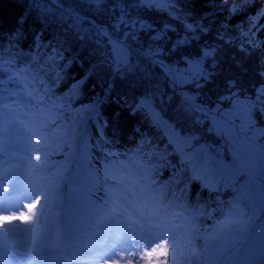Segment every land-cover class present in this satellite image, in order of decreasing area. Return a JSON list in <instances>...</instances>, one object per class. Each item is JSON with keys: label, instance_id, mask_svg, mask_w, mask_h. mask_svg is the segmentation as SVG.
<instances>
[{"label": "snow or ice", "instance_id": "1", "mask_svg": "<svg viewBox=\"0 0 264 264\" xmlns=\"http://www.w3.org/2000/svg\"><path fill=\"white\" fill-rule=\"evenodd\" d=\"M88 2L76 0L73 5L64 6L58 4V0H39V3L32 0V9L48 27L34 33L28 42L21 28L7 37H0V150L6 141L23 136L25 120L21 115L25 118L31 115L39 127H46L54 109L74 110L78 126L59 142L64 147L75 142L74 167L67 168L66 174L61 172L60 176L65 181L70 180L67 184L70 196L82 212L91 216L93 226L109 224L103 237L95 233L93 239L75 248L72 254L83 258L77 264H173V259L164 258L171 255L164 236L172 225L166 218L165 201L175 174L172 164L164 163L168 157L177 153L199 155L203 165L219 177V183L225 184L226 190H230L243 189L248 184L245 160L252 146L264 151V0H219L221 5L228 6L226 18L209 21L208 27L203 22L186 23L187 32L192 35L175 40L170 35V31H175L170 25L157 30L155 25L136 20L125 24L123 16L120 23L97 20L81 11ZM166 2L175 3V0ZM91 3L99 8L105 0H91ZM205 3L209 8L203 18L217 17L216 0H205ZM240 15L244 16L243 21L233 23V17ZM176 18L173 15V19ZM230 27L237 28L244 41L239 50L258 60L260 70L256 75L259 81L251 86L252 96L240 100L236 81L229 80L227 94L213 101L205 98L201 89L214 74L219 50L216 46L206 45L198 57H183V65L170 62L169 58L201 35L207 36L214 29L220 33ZM133 31L137 34L132 35ZM69 34L75 44L71 50L66 39ZM217 38L224 41L223 35L218 34ZM224 42L231 44L232 40ZM81 51L89 63L84 73L76 78L70 70L79 63ZM105 66L111 76L130 78L145 85L144 93L136 98L131 108L144 116L163 147L155 143L153 137L140 134L135 147L126 150L131 156L115 151V142L105 133L107 121H102L96 110L99 102L76 106L89 78ZM241 67L247 75L243 65ZM111 88L112 84L105 81L103 94L107 95ZM165 106L174 108L180 119L168 116ZM86 114L96 121L94 138L86 128L80 127ZM185 122L215 137L214 146L200 144L199 135L181 127ZM24 138L30 141L31 136ZM39 143L37 140L36 144ZM229 143L231 149L225 147ZM47 155L46 152L45 162ZM116 156L123 157L127 164L115 161ZM35 159L39 161L41 157L37 155ZM116 164L124 173L120 178L116 175ZM165 168H172V172L166 178L157 179ZM10 175V171L0 175V264H39L35 225H20L32 224L33 209L42 201L38 196L14 195L16 186ZM202 179L193 175L191 196L198 195L201 190L204 195L219 192L218 186L208 187L197 182ZM109 181L115 183L109 184ZM47 199L45 195L44 202ZM21 200L31 202L21 204ZM120 208L123 210L117 212ZM40 211L43 215V209ZM114 216L123 222L122 229L111 226ZM141 220L148 226L145 227ZM134 224L139 227H133ZM21 236L31 240L27 249L9 243ZM60 264L73 262L61 258Z\"/></svg>", "mask_w": 264, "mask_h": 264}, {"label": "trees", "instance_id": "2", "mask_svg": "<svg viewBox=\"0 0 264 264\" xmlns=\"http://www.w3.org/2000/svg\"><path fill=\"white\" fill-rule=\"evenodd\" d=\"M39 3V0H35ZM76 3V0H58V4L70 6ZM174 11H176V19H173L166 12L158 11L155 9L147 8L137 4L136 0H105L103 6L97 8L89 0L87 7H82V12H87L90 16H95L97 20H103L105 23L111 24L113 21H119L121 16L124 20L131 22L136 20L144 22L145 24L155 25L157 30L161 29L164 25H170V35L173 40L178 37H184L191 33L187 32L185 21L192 24L203 22L206 27L209 26V21H215L218 18H226L229 15L227 5H221L219 0H216V7L214 11L218 13L217 17H209L204 19V13L208 11L209 6L205 0H175ZM221 9H224L221 11ZM21 19L23 23L21 24ZM244 16L233 17L232 22L237 23L243 21ZM245 22V27H246ZM48 27L41 18H38V13L32 9V0H0V37H7L10 33L14 32L17 28H21L28 42L31 40L34 33L40 32ZM135 31L132 35H136ZM199 34V33H197ZM218 34L224 36V41L232 40V43H226L219 40ZM119 35V34H117ZM67 43L70 48H75L73 37L69 34L67 36ZM146 40V37H142ZM240 36V31L235 27H230L226 31L218 33L217 30H211L207 36L201 35L198 40H193L190 46L181 49L179 52L173 54L169 59L170 62L179 63L183 65V57H198L201 49L206 45L216 46L219 50L216 55V66L214 74L211 79L204 85L201 92L205 98H211L213 101L221 94H227V82L229 80L236 81V87L240 92L238 98H245L252 96V85L259 81L256 73L259 69V62L254 58H249L245 53L239 50L240 45L243 43ZM247 47V45H245ZM106 51V50H105ZM136 52V49H133ZM80 61L75 63L70 70V74L79 78L88 67V57L80 52ZM83 65V67H81ZM246 69L247 75H244L242 70ZM105 81L112 84V88L107 95L103 94L102 86ZM61 88L64 85L60 86ZM145 91L143 83L133 82L130 78L121 79L118 76H111L107 66L102 67L97 75L89 78L88 82L84 85L83 95L76 102V106L81 104H88L94 101L100 103V113L103 117L102 121H107L105 133L109 139L115 142L113 145L116 147L114 150L125 155L131 156V152L126 150L133 149L140 134H145L149 138L153 137L154 142L160 144L158 137L154 130L148 125L144 116L139 112H134L131 105L135 102L136 98L142 95ZM127 101V104L124 101ZM165 113L170 117L180 119L176 110L172 107L165 106ZM73 110L68 109H54L51 119H48L47 126L45 127L44 134L49 137V129L56 123L70 117ZM47 118V117H46ZM167 118V117H165ZM264 119V118H262ZM186 132H190L201 137L200 144H208L214 146L215 137L209 136L203 128H195L190 122L181 124ZM88 130L90 135L94 138L96 135V127L89 122ZM47 140V137H45ZM39 144H42L40 142ZM224 144V141H221ZM226 147V145H225ZM189 150V149H188ZM95 155V153H93ZM110 159H112L110 157ZM115 161H121L127 164V161L121 156H116ZM182 158L180 153L168 157V161L175 168V174L172 178V184L167 193V200L165 201L166 210H171L176 213L183 206L185 214L178 217V220H186L190 216L196 228L201 230L210 228L216 221L224 215V210L229 208L226 200L232 198L231 190H221L218 193L209 192L207 195L203 194V190L196 195L191 196L190 191L193 187L192 176L189 172L188 165L185 161L181 162ZM98 167L99 164H96ZM115 168L119 170V165L116 164ZM172 172V168H165L161 170V174L157 179L166 178L167 174ZM124 173L120 171L122 177ZM199 182V181H197ZM229 191L231 193H229ZM211 196V204L208 205V198ZM184 201V202H183ZM183 202V204H182ZM207 207H209L207 209ZM173 216V214H169ZM187 246V245H186Z\"/></svg>", "mask_w": 264, "mask_h": 264}, {"label": "rangeland", "instance_id": "3", "mask_svg": "<svg viewBox=\"0 0 264 264\" xmlns=\"http://www.w3.org/2000/svg\"><path fill=\"white\" fill-rule=\"evenodd\" d=\"M136 2L141 6H146L150 9L152 8L158 11L166 12L171 17H173V15L176 16L174 5L172 3L166 2V0H136ZM116 23H120V20L116 21ZM124 23L127 24L129 22L124 20ZM184 23L186 25V23L190 22L185 21ZM239 99L243 100L244 98ZM21 119L25 120V125L22 127L23 136L18 137L16 140L6 141L3 145L7 153L5 156L0 154V175H4L10 171L11 179V176L13 175L12 168L15 166H12L11 168L10 164L11 160L14 158L15 162L17 161L19 163V169L24 173L29 174L30 180H32L33 192L35 196H38L40 199H42L46 193V189L41 181L42 179H51L55 176L59 165L62 163V159L69 150V146L64 147L60 145L59 142L63 138L62 136H64L67 132H70L71 128L75 126L74 123L77 119L76 113L73 110V113L70 117L63 119L53 128H51L49 138H47L43 147L40 149L36 147L35 141L37 136L41 140L45 137L44 134H38V132H41L43 127H39L35 117H32L31 115L27 118L21 115ZM89 120H92L96 125V121L93 120L92 116L86 114L84 119L81 121L82 128L87 126ZM17 127L21 126L17 124ZM33 132L37 134L32 135ZM27 136H31L30 141L24 138ZM24 144L27 145V149L23 148ZM226 147L231 149L232 145L229 143L226 144ZM21 149H24L23 152L26 153L27 158L25 160H19L14 157L15 154L13 151H21ZM46 152L48 155L47 161L45 162L44 157ZM37 155L41 157L39 161L35 159ZM180 157L182 158V161H186L192 176H200L199 172L203 171L202 169L213 173L210 169L203 165L202 159L199 155L183 156L182 153H180ZM41 165H43V167H41ZM245 167L249 174V182L243 189L239 187L233 188L234 196L232 198L233 200H230L232 210H227L225 216L220 220L224 223V226L227 229H234L237 226H242L243 231L238 234L233 233L225 239L223 237L222 243H217L214 249L208 250V254H205L206 242L204 239L206 235L220 221H218L213 227L204 230L192 228V222L190 220L187 221V223L177 221L172 223L170 230L164 233L168 247L171 250V255L165 256V259H173V264H198L197 262H200L201 264H207L208 261L214 259L217 254L221 253V255H224L229 250H231L232 243L238 244V238L240 241L239 244L244 245L243 252H251L255 250L256 242L260 240L263 235L254 233L249 236L247 234V229L251 226L252 222L255 221V218L261 210V205L264 198V171L261 177L256 175L253 163L247 158L245 160ZM116 175L118 177V171H116ZM202 182L205 183L204 180H202ZM112 183H115V181H109V184ZM223 185L225 186V184ZM21 203L23 204L26 202L24 201ZM66 207L69 215V226L66 232V237L73 241V245H71V248L74 249L73 251H75V248L93 239L95 233H100V236L103 237V235L108 230L109 224L107 222L93 226V219L90 215L81 211L80 206L70 196V190L67 193ZM122 210V208L117 209L119 212ZM116 217L118 216H114L112 218L111 225L114 223ZM175 218L176 217H173L171 222H173ZM141 223H143L145 227L148 226L146 221L141 220ZM20 226L25 227L23 224ZM133 227H139V225L134 224ZM22 240H25V243H23ZM9 243L20 247L21 249H27L28 245L31 244V240L27 236H21L13 238L9 241Z\"/></svg>", "mask_w": 264, "mask_h": 264}, {"label": "bare ground", "instance_id": "4", "mask_svg": "<svg viewBox=\"0 0 264 264\" xmlns=\"http://www.w3.org/2000/svg\"><path fill=\"white\" fill-rule=\"evenodd\" d=\"M117 54H119L117 50ZM71 128V132H74L76 127ZM73 124V125H74ZM82 128V123L80 124ZM65 136V135H64ZM62 136V137H64ZM24 149H27V145L24 144ZM15 152L17 158L20 159L19 155H24L23 150ZM76 151L75 142L73 141L69 145V150L62 159V163L59 165L55 176L51 179H42L41 183L46 189L44 196H47V201L44 202L41 199V204L33 209V221L30 225H24L31 227L35 225L36 228V244L38 245L37 258L38 262L42 260L44 256L48 253H59L62 257H66L72 254L71 245L73 241L66 237V232L68 229L69 215L66 207L67 193L70 190L67 184L70 180H64L61 178L60 173L64 172L66 174V169L73 167L74 163V153ZM254 167L256 175L262 176L264 171V151H261L260 147L255 145L249 150L247 157ZM15 174L12 177L13 183L17 187V194L31 195L33 192V186L28 180L27 175L19 168L15 167ZM71 177V174H69ZM43 196V197H44ZM23 201V200H21ZM40 209H43V215H41ZM116 229H122L120 225L122 221L117 217L116 219ZM243 231L242 226H237L234 229H227L222 221L218 222L215 227L206 235L205 242V254H208V250L214 249L217 243H222V238H227L231 234L241 233ZM263 235L260 240L256 242V248L253 251L243 252L244 245L239 244V238L237 239L238 244L232 243V249L226 254H217L214 259L208 261L207 264H225L228 259L233 257L232 264H260L264 261V198L261 205V210L258 213L255 221L252 222L251 226L247 229V234L250 236L252 234ZM250 240V239H249ZM25 243V240H22ZM201 264L200 262H197ZM77 264V263H74Z\"/></svg>", "mask_w": 264, "mask_h": 264}, {"label": "water", "instance_id": "5", "mask_svg": "<svg viewBox=\"0 0 264 264\" xmlns=\"http://www.w3.org/2000/svg\"><path fill=\"white\" fill-rule=\"evenodd\" d=\"M99 107V106H98Z\"/></svg>", "mask_w": 264, "mask_h": 264}]
</instances>
